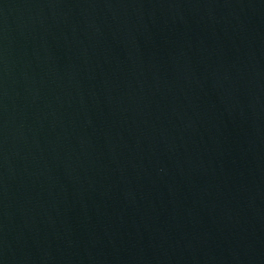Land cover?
Instances as JSON below:
<instances>
[{
    "label": "water",
    "instance_id": "water-1",
    "mask_svg": "<svg viewBox=\"0 0 264 264\" xmlns=\"http://www.w3.org/2000/svg\"><path fill=\"white\" fill-rule=\"evenodd\" d=\"M192 264H264V0H217L209 138Z\"/></svg>",
    "mask_w": 264,
    "mask_h": 264
}]
</instances>
